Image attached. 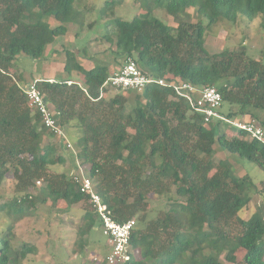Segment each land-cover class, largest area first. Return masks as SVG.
<instances>
[{"label": "trees", "instance_id": "obj_1", "mask_svg": "<svg viewBox=\"0 0 264 264\" xmlns=\"http://www.w3.org/2000/svg\"><path fill=\"white\" fill-rule=\"evenodd\" d=\"M152 1L177 25L148 13L117 17L116 37L108 36L116 47L115 58L126 61L132 56L142 71L156 78L215 86L223 97L221 108H227H220L222 114L264 127V64L251 57L245 45L215 53L205 47V33L218 20L236 22L242 13L251 21L264 14V0ZM74 2L0 0V187L12 177L17 192L0 202V210L12 215L33 207L36 182H42L40 191L52 205L87 204L78 231L83 250L87 235L100 225L99 217L71 171H50L66 162L52 141L59 136L29 106L13 65L21 55L43 58L47 45L68 32L64 23L72 17ZM115 4L107 0L102 15ZM191 7L202 19H187ZM47 16L59 24L50 27L43 20ZM65 71V79L33 82L56 123L68 127L78 164L96 183L115 219L136 220L130 259L116 264H222L223 248L229 261L241 249L243 264H264V217L242 214L256 183L247 174L238 175L229 158H214L218 144L264 168V142L242 129L228 136L222 120L206 123L172 86L154 82L142 92L104 86L110 65L86 69L75 61L72 49L66 50ZM59 138L58 143L63 142ZM151 195L167 199L166 208L155 216ZM37 253L36 244L17 237L13 223L0 228V264H25ZM96 261L108 264L105 258Z\"/></svg>", "mask_w": 264, "mask_h": 264}, {"label": "rangeland", "instance_id": "obj_2", "mask_svg": "<svg viewBox=\"0 0 264 264\" xmlns=\"http://www.w3.org/2000/svg\"><path fill=\"white\" fill-rule=\"evenodd\" d=\"M107 0H75L74 11L69 21L64 23L68 27V32L56 37L52 44H48L43 58L39 60L21 55L14 62L15 75L22 87L32 83L35 78L51 76L56 80L69 77L65 71L66 50L75 51V61L82 64L86 69L102 64L110 65V72L120 68L125 63L124 57L115 58L113 50L116 48L109 40L108 36L115 38L117 28L115 19L117 17L132 19L137 15L158 17L166 24L176 26L172 16L160 8L152 0H114L116 4L108 9L103 16L101 9ZM150 2V3H149ZM152 2V3H151ZM149 4V5H148ZM188 20L196 22L202 19L197 11L188 8ZM51 19V20H50ZM44 22L50 27L56 26L59 22L53 17H45ZM205 21V20H204ZM245 45L249 55L260 60L264 64V14L258 15L249 21L242 13L238 15L236 22L227 19H220L212 25L205 33V47L210 53L222 51L225 48L234 49ZM72 77L75 75L72 74ZM111 92L110 95H114ZM226 106L221 108L226 112ZM66 138L63 142L57 137L52 139L58 145V153L66 158L64 164H56L50 171L54 173L72 172L82 169L80 159H77L75 146L68 127H63ZM228 136L233 135L238 128L233 124H226ZM47 139V138H45ZM68 141L71 147L64 145ZM64 143V144H63ZM216 146L215 161L229 158L233 168L238 175H248L256 183V190L253 192L251 202L247 209H243V216L252 212H257L264 217V168L255 162L244 157L236 158L226 150H221ZM236 158L235 160L233 158ZM76 164V165H75ZM78 167L75 168V166ZM37 196L33 207L27 208L22 213L8 215L0 210V228L5 229L8 224H14L16 235L20 239L30 241L37 245L38 253L24 261L25 264H101L94 258L103 260L109 253V246L105 235L102 233L101 225L95 227L88 237V244L79 250L78 231L84 224V213L87 204L81 202L68 205L60 201L57 205L51 204V199L40 191L42 182H36ZM15 193V181L12 177L4 180L0 187V202L13 196ZM46 198V199H45ZM151 215L155 216L159 210L166 208L167 199L158 195H151L150 199ZM264 243V239H263ZM227 250L220 251L219 259L222 264H243V251L236 250L234 260L226 258Z\"/></svg>", "mask_w": 264, "mask_h": 264}, {"label": "built area", "instance_id": "obj_3", "mask_svg": "<svg viewBox=\"0 0 264 264\" xmlns=\"http://www.w3.org/2000/svg\"><path fill=\"white\" fill-rule=\"evenodd\" d=\"M154 82L163 86H172L178 95L188 100L192 110L203 115V120L206 123L213 120H222L228 124L235 125L238 129L245 130L253 138L264 142V127L255 121L228 118L220 112L223 97L215 86L199 88L180 79L166 80L164 78H156L142 71L132 56L128 57L120 68L110 72L104 86L109 85L115 90L132 89L142 92L149 84ZM23 90L28 99L29 106L41 114L43 125L59 137L67 139L63 126L56 123V117L52 115L42 91L36 85V81L25 85ZM66 144L71 147L68 141H66ZM71 176L80 185L81 192L89 196L90 203L99 217L102 233L105 235L107 245L109 246V253L105 257L108 264H116L129 260L130 236L136 226V220L117 221L112 210L103 201L98 192L96 183L82 169L71 172ZM94 259L99 260L97 257Z\"/></svg>", "mask_w": 264, "mask_h": 264}, {"label": "crops", "instance_id": "obj_4", "mask_svg": "<svg viewBox=\"0 0 264 264\" xmlns=\"http://www.w3.org/2000/svg\"><path fill=\"white\" fill-rule=\"evenodd\" d=\"M51 20V19H50ZM56 40V39H55ZM55 42V41H54ZM54 42H52V43H54ZM52 43H50V44H52ZM43 78H47V79H49V80H56L55 78H53V77H51V76H47V77H43ZM65 78H67V77H65ZM65 78H63V79H65Z\"/></svg>", "mask_w": 264, "mask_h": 264}]
</instances>
